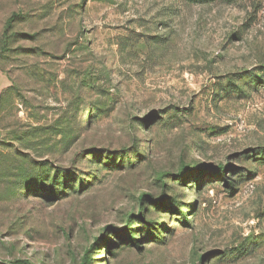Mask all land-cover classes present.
<instances>
[{
  "label": "rangeland",
  "instance_id": "374dc122",
  "mask_svg": "<svg viewBox=\"0 0 264 264\" xmlns=\"http://www.w3.org/2000/svg\"><path fill=\"white\" fill-rule=\"evenodd\" d=\"M264 264V0H0V264Z\"/></svg>",
  "mask_w": 264,
  "mask_h": 264
},
{
  "label": "trees",
  "instance_id": "16d2710c",
  "mask_svg": "<svg viewBox=\"0 0 264 264\" xmlns=\"http://www.w3.org/2000/svg\"><path fill=\"white\" fill-rule=\"evenodd\" d=\"M13 264H27V262H25V261H18V262H14Z\"/></svg>",
  "mask_w": 264,
  "mask_h": 264
}]
</instances>
